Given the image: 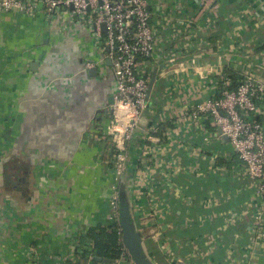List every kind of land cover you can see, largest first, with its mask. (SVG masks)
Here are the masks:
<instances>
[{
    "label": "crops",
    "instance_id": "obj_1",
    "mask_svg": "<svg viewBox=\"0 0 264 264\" xmlns=\"http://www.w3.org/2000/svg\"><path fill=\"white\" fill-rule=\"evenodd\" d=\"M148 12L158 70L125 143L145 250L155 264H264V200L211 119L190 117L223 76L264 84V0H150ZM100 60L79 27L0 14V264L70 263L89 228L112 225L115 81ZM16 161L29 172L4 187Z\"/></svg>",
    "mask_w": 264,
    "mask_h": 264
},
{
    "label": "built area",
    "instance_id": "obj_2",
    "mask_svg": "<svg viewBox=\"0 0 264 264\" xmlns=\"http://www.w3.org/2000/svg\"><path fill=\"white\" fill-rule=\"evenodd\" d=\"M150 0H0V14L12 20H35L42 25L66 32L79 27L88 32L100 51V62L108 61L115 81L112 118L107 137L113 149V175L108 200L112 225H118L120 177L126 170L125 143L131 138L147 104L149 70L155 51L154 31L150 27ZM91 67L92 63H87ZM224 77L209 102L199 105L191 118L206 115L220 129L243 164L244 171L264 200V118L255 99L264 102V84L245 77L236 82ZM231 87V88H230ZM122 242V241H121ZM84 253H86L84 255ZM93 247L87 242L69 260L51 259L50 264H106L94 261ZM29 264L38 257L29 255ZM130 258L124 248L121 259ZM48 263V264H49Z\"/></svg>",
    "mask_w": 264,
    "mask_h": 264
},
{
    "label": "trees",
    "instance_id": "obj_3",
    "mask_svg": "<svg viewBox=\"0 0 264 264\" xmlns=\"http://www.w3.org/2000/svg\"><path fill=\"white\" fill-rule=\"evenodd\" d=\"M225 76L221 77L219 82ZM232 81L231 87L234 88L236 86V82L240 81L241 78L235 76H226ZM230 87V88H231ZM255 103L260 106V103L257 99L254 100ZM256 121H263L262 116H257ZM12 174L5 172V167L2 174V181L3 186H18L22 180V175H25L29 172V166L21 161H16L12 163ZM10 167L6 169L9 170ZM6 170V171H8ZM19 176V177H18ZM127 179H126V172L122 174L118 183V191L124 192L127 191ZM130 209V206H129ZM119 214V208H118ZM131 214V209H130ZM84 239L92 244L93 247V257H99L103 260H109L115 263L116 261L120 260L124 256V246L120 240V235L118 234V225H111L109 227L103 226H96L89 228L84 236ZM85 245V244H84ZM86 253H84L85 255Z\"/></svg>",
    "mask_w": 264,
    "mask_h": 264
},
{
    "label": "water",
    "instance_id": "obj_4",
    "mask_svg": "<svg viewBox=\"0 0 264 264\" xmlns=\"http://www.w3.org/2000/svg\"><path fill=\"white\" fill-rule=\"evenodd\" d=\"M106 63L110 65L108 61ZM157 70H158L157 68L153 70L151 78L148 82L147 99L153 87ZM95 73H96L95 69L90 70V75H95ZM113 102H114V97L113 96L109 97L108 104L110 107L113 105ZM218 133L222 136V139L224 141H228L227 137L221 134L220 129H218ZM111 150L113 151L112 147ZM118 202H119L118 224L122 233L121 241L124 248L126 249V252L131 262L133 264H155L148 256L145 250L142 236L135 225L134 218L130 214L128 201L125 197L124 192L122 191L119 192ZM94 261L102 262L106 264H113L112 261L103 260L99 257H94Z\"/></svg>",
    "mask_w": 264,
    "mask_h": 264
},
{
    "label": "rangeland",
    "instance_id": "obj_5",
    "mask_svg": "<svg viewBox=\"0 0 264 264\" xmlns=\"http://www.w3.org/2000/svg\"><path fill=\"white\" fill-rule=\"evenodd\" d=\"M113 183V182H112Z\"/></svg>",
    "mask_w": 264,
    "mask_h": 264
}]
</instances>
